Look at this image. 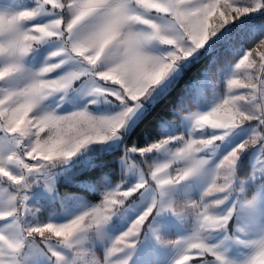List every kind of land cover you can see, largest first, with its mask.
Returning a JSON list of instances; mask_svg holds the SVG:
<instances>
[{"label":"snow or ice","instance_id":"obj_1","mask_svg":"<svg viewBox=\"0 0 264 264\" xmlns=\"http://www.w3.org/2000/svg\"><path fill=\"white\" fill-rule=\"evenodd\" d=\"M0 264H264V0H0Z\"/></svg>","mask_w":264,"mask_h":264}]
</instances>
